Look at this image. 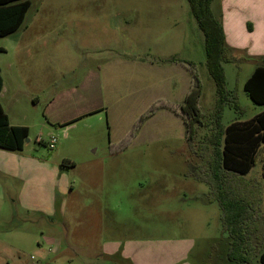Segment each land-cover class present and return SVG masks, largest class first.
<instances>
[{"label": "rangeland", "instance_id": "obj_1", "mask_svg": "<svg viewBox=\"0 0 264 264\" xmlns=\"http://www.w3.org/2000/svg\"><path fill=\"white\" fill-rule=\"evenodd\" d=\"M31 2L24 27L0 37V67L8 89L0 103L12 125L29 128L28 141L22 150L0 148V240L7 236L8 244L20 249L11 254L10 263L130 264L120 255H105L102 249L106 240L129 239L161 242L165 255L162 259L170 264H239L229 258L231 236L224 225L222 207L218 201H206L210 185L191 174L201 159L190 149L179 116L166 109L158 111L131 138L130 130L152 103L149 98L153 96L139 101L136 97L144 94L122 93L119 98L131 99L128 109H104L68 127L52 126L44 115L51 94H42L39 100L31 94L42 89V82L29 72L18 74L8 68L14 61L17 41L27 37L25 51H30L25 52L26 56L33 54L41 61L43 53L55 49L53 92L79 86L89 69L109 59L107 52L96 56L83 50L84 34L110 36L113 38L109 44L124 41L135 55L133 68L124 77L118 75L115 79L120 89L131 80L137 89L138 85L153 88L158 83L157 77L141 63L147 62V58H157L154 57L157 49L165 50L174 54L177 66L187 75L188 65L196 70L202 85L199 106L203 114H209L217 106V85L207 66L204 32L188 0ZM222 2L213 0L211 4L221 23ZM242 24L238 20L234 23L235 40L255 46L257 36ZM36 25L49 26L42 29ZM93 25L108 26L110 30L107 34L102 29L92 30ZM110 32L115 34L112 36ZM47 37H54V46H43L37 40ZM156 42L158 48L154 46ZM105 43L108 42L103 39ZM144 44L150 45L152 51L148 52ZM243 48H226L225 54L236 61L222 62L226 88L237 102L221 108L220 121L224 126L248 120L263 109L244 90L255 65L263 61H251L247 57L249 47ZM245 57L248 60H243ZM29 67L27 62L23 71ZM108 82L102 79L105 95ZM16 88L22 91L16 94L12 91ZM123 103L124 99L118 106ZM68 105L74 108V100ZM211 129L213 126L200 128L195 146H202V136ZM52 138L58 141L53 149L49 147ZM124 145V150L110 152L111 146ZM263 159L264 152L250 174L240 177L236 185L238 191L255 196L249 214L255 228L252 244H260L261 249H264ZM31 204L33 209L29 207ZM48 204L54 212L53 220L43 218L36 209V205ZM149 257L150 261L155 259L153 254ZM249 264H260L259 255Z\"/></svg>", "mask_w": 264, "mask_h": 264}, {"label": "trees", "instance_id": "obj_2", "mask_svg": "<svg viewBox=\"0 0 264 264\" xmlns=\"http://www.w3.org/2000/svg\"><path fill=\"white\" fill-rule=\"evenodd\" d=\"M213 0H188L191 11L205 35L207 66L217 85V106L209 114H203L199 106L202 85L196 70L191 66L192 84L183 103L166 99L153 102L137 119L128 136L134 138L136 130L160 109H167L182 118L186 128V141L193 154L201 159L192 175L210 185L206 201H218L224 211V225L230 233L229 258L239 264H249L258 254L264 264V249L253 237L254 222H250L255 196L251 192L238 191L240 177L250 174L264 152V111L244 122L235 121L224 126L220 121L221 108L235 102L232 92L226 88L223 60L226 52L225 33L221 22L212 11ZM31 0H0V37L17 32L24 27ZM247 59L246 57L243 60ZM248 60V59H247ZM4 80L0 71V93ZM248 97L257 105L264 106V66H257L244 84ZM237 105V104H236ZM213 126L204 134L202 146H195L200 128ZM29 136V128L10 123L8 114L0 103V148L22 150ZM124 146H111L110 152L124 150ZM264 160V159H263ZM264 168V164H263ZM254 228V229H253Z\"/></svg>", "mask_w": 264, "mask_h": 264}, {"label": "crops", "instance_id": "obj_3", "mask_svg": "<svg viewBox=\"0 0 264 264\" xmlns=\"http://www.w3.org/2000/svg\"><path fill=\"white\" fill-rule=\"evenodd\" d=\"M263 5H264V0H258V1L257 0H223L222 2V11L220 14L223 18V22L221 24L223 26V30L225 33L226 48L234 50L235 48L245 49L243 47H249L248 49L249 54H247V57L251 58L252 59L251 61H255V59H261L264 62V6ZM237 20L238 23L240 24L244 22L245 26H247V28L252 33V35H254V37L257 36L255 46L252 45L250 46L235 40L232 29L234 28L233 27L235 26L234 23ZM38 26L43 29V27L49 25H36L37 28ZM87 26L88 25H84V29L87 28ZM33 28L34 27H32V29ZM96 28L97 31L102 29V31L106 34L110 30L108 26H104V25H93L92 30ZM28 34L29 33H27V35ZM109 34L113 36V34L115 33L110 32ZM32 35L33 32L30 33V37ZM86 35L87 34H84L83 37L84 38L83 41L85 45L83 50H87L91 55L94 54L96 56L103 54L104 52H107L109 55L108 57L109 59L105 63L99 64L96 68L89 69L84 81L79 86H73L67 89H63L62 91L59 92H53L52 89L55 80V60H56L55 49L53 48L50 51V53L49 52L43 53L41 61H39V58L34 56L33 54L30 56H26L25 52L30 51V50L25 51L27 47L25 46L24 43L27 42V37H24L23 39H19L17 41L16 49L14 52V61L8 65V68L10 70H15L18 74H21L23 72H29L35 78L36 81L40 80L42 82L43 87L41 90H35V91L33 90L31 92L32 96H35L37 100L41 98L42 94H46V95L51 94L49 100L46 102L44 109L45 118L50 123V125L52 126L64 125L68 127L74 124V122H76L77 120L82 119L83 117H86L93 113L102 111L104 109H106L107 111L113 108L114 110L128 109L131 99L125 100L126 97L119 98V95H121L122 93H126L127 95H131L134 93L144 94L142 96L136 97V99H139V101H144L145 99L147 100L149 97L153 96V98H149L152 99V103L153 101L155 102L160 99H166L176 103L184 102L186 94L192 84V74L188 71L189 75H187V73H184L182 71V68L179 67V65L177 66L178 62L173 57L174 54L167 53L165 52V50H160V49L156 50L157 42L154 44V46H156L154 47L156 50L154 57H157L158 59L155 58L154 60H149V58H147V62H142L141 66L146 64L147 68H149L155 73L158 83L154 85L153 88L146 87V89L144 86L138 85L139 88L137 89L135 88V85H133L131 80L130 82H127L124 85L123 89H120L116 85L117 81L115 79L118 77V75L124 77V75L128 74V72L133 68L132 64L135 63V59H134L135 55L132 52V48L126 46L124 44V41H119V40H117L114 45L109 44L111 43L113 38L110 36H106V37L104 35L97 36V34L94 33H92L89 37H86ZM102 36L103 39H106V41L108 42L105 43L107 44L106 46H104L105 44L103 45ZM37 40L41 41L43 43V46H50V45L54 46L56 42L54 37H47L45 39L37 38ZM144 45L146 46V48H148L147 49L148 52L152 51V48H149L150 45L147 44ZM1 50L6 51V48H1ZM61 58L62 57L59 58L60 65H62L60 60ZM27 62H30V67L26 68V70L23 71V67L25 66V64L27 65ZM263 62L262 64L255 65L254 69L257 66H264ZM0 71L2 75L1 67H0ZM142 71L140 73H142ZM103 78L109 81L107 85L106 95L102 87ZM3 80H4V85L0 93V98L5 92H8V89L6 88L5 79L3 78ZM139 81L142 82V76L139 77ZM49 85L51 86L48 87ZM16 89L18 91L12 90L16 94H18L19 91H22L19 88ZM123 99H124V103L120 105L121 107L118 106V104H120V101H123ZM71 100H74L75 102L74 108L68 105L69 101ZM152 103H150V105ZM262 107L263 109L259 111L256 115L264 111V106ZM162 110L163 109H160L159 111ZM157 113L155 115H157ZM155 115H153L150 118L152 119ZM248 120H243L240 122H244ZM15 125L23 126V124L21 125L15 124ZM29 207L30 208L32 207L31 209H33L34 206H32L31 204L29 205ZM36 209H39V211L42 212L43 218L49 220L54 219V212L53 210H51L49 204L42 206L36 205ZM18 235L22 236V233H19ZM51 237H52L51 240H54L52 235ZM6 238L7 236H5V238L0 240L1 242L0 264H11L10 263L12 257L11 254L20 251V249L17 247L14 246L11 247L7 242L8 238L7 239ZM160 247H162L161 242H153L149 240L137 241V240H129V239L125 241H119L113 239L106 240L102 245L103 253L105 255L109 257L120 255L130 264H170L169 262L166 263L165 262L166 260L162 259L165 255H164V251H161L163 250V248ZM40 251L42 254L45 253L43 249H40ZM151 254H153L155 258L152 259V261H150V257H149Z\"/></svg>", "mask_w": 264, "mask_h": 264}, {"label": "built area", "instance_id": "obj_4", "mask_svg": "<svg viewBox=\"0 0 264 264\" xmlns=\"http://www.w3.org/2000/svg\"><path fill=\"white\" fill-rule=\"evenodd\" d=\"M57 143H58L57 139L56 138H52L51 141L49 142V147L51 149H53L56 146Z\"/></svg>", "mask_w": 264, "mask_h": 264}, {"label": "water", "instance_id": "obj_5", "mask_svg": "<svg viewBox=\"0 0 264 264\" xmlns=\"http://www.w3.org/2000/svg\"><path fill=\"white\" fill-rule=\"evenodd\" d=\"M27 141H28V139H27Z\"/></svg>", "mask_w": 264, "mask_h": 264}]
</instances>
